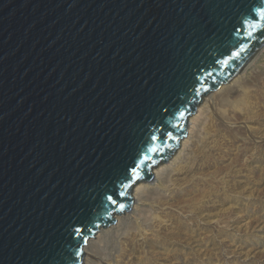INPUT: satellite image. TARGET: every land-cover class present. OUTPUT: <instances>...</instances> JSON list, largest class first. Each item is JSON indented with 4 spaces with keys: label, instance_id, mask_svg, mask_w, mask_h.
Here are the masks:
<instances>
[{
    "label": "water",
    "instance_id": "obj_1",
    "mask_svg": "<svg viewBox=\"0 0 264 264\" xmlns=\"http://www.w3.org/2000/svg\"><path fill=\"white\" fill-rule=\"evenodd\" d=\"M247 13L248 0H0V264H83L203 97L263 45L245 38L229 59ZM138 154L150 160L121 209L105 193Z\"/></svg>",
    "mask_w": 264,
    "mask_h": 264
},
{
    "label": "rangeland",
    "instance_id": "obj_2",
    "mask_svg": "<svg viewBox=\"0 0 264 264\" xmlns=\"http://www.w3.org/2000/svg\"><path fill=\"white\" fill-rule=\"evenodd\" d=\"M233 80L197 105L200 138L180 172L147 181L83 264H264V43Z\"/></svg>",
    "mask_w": 264,
    "mask_h": 264
},
{
    "label": "snow or ice",
    "instance_id": "obj_3",
    "mask_svg": "<svg viewBox=\"0 0 264 264\" xmlns=\"http://www.w3.org/2000/svg\"><path fill=\"white\" fill-rule=\"evenodd\" d=\"M259 33V37L256 34ZM233 35L240 37L238 40L239 49L232 53L229 52V59L232 56L238 57L240 52H243L247 49V44L244 43L245 38L253 39V38H260L264 37V0H261L260 3H256V0H248V13L242 20L239 27H237ZM228 60H217L216 63H223L225 65L228 64ZM200 69L197 70L195 75V80L199 81V73ZM167 111V109H164ZM150 139L155 140L158 139L156 136H150ZM158 149L155 148H148V152H155ZM150 160V157L147 154H140L133 160V162L125 169V176L122 181L118 182L117 187L113 192H106L105 199L110 202L112 205H118L121 209L123 208L122 204H119V197L126 195L125 192H121L120 188H131L133 184L140 179V171L141 169L147 164ZM115 197V198H114ZM87 231V229L82 228H74L73 229V236L77 233L83 235V233ZM86 243V241H84Z\"/></svg>",
    "mask_w": 264,
    "mask_h": 264
},
{
    "label": "bare ground",
    "instance_id": "obj_4",
    "mask_svg": "<svg viewBox=\"0 0 264 264\" xmlns=\"http://www.w3.org/2000/svg\"><path fill=\"white\" fill-rule=\"evenodd\" d=\"M235 80V78H234ZM231 81L229 82L228 84L226 83L225 85L223 84L221 87H220V92H222L224 89H231L232 88H236V83L238 82H234ZM219 89V88H218ZM222 90V91H221ZM229 90V91H231ZM219 91V90H218ZM234 91V90H233ZM232 91V92H233ZM205 106H201L199 109V112L194 114V115H191L189 117V121H190V124L187 128V133L186 136L181 140V148L177 151V153L174 154V156L169 160V163L170 165H167V163H164V162H161L159 163L157 166H155L153 168V175L154 177L153 178H156L157 180L161 179L160 177L162 176V173L164 172L165 168L167 167H171L172 169L175 170V172H180L178 171V166H179V162H181L183 159H185V157L187 158V155L190 154V150L192 148V146H194V144L197 142V139L196 137L198 138V131L200 128L199 127V122H200V117L201 115L205 112ZM209 109V108H208ZM207 110V109H206ZM208 111V110H207ZM209 114V113H208ZM205 115V114H204ZM203 115V116H204ZM202 120H203V117H202ZM202 122V121H201ZM201 126V125H200ZM201 130V129H200ZM200 138V137H199ZM198 138V139H199ZM196 141V142H195ZM199 141V140H198ZM199 143V142H198ZM192 152V151H191ZM189 156V155H188ZM189 159V158H188ZM185 164V163H184ZM168 169V168H167ZM166 171V170H165ZM168 171V170H167ZM171 171V170H170ZM173 172V170H172ZM176 172V173H177ZM174 173V172H173ZM172 174V173H171ZM178 174V173H177ZM175 175V174H174ZM173 176V174H172ZM161 182V180H160ZM150 186V183L147 182V181H140L138 183H136L134 186H133V190H132V195L134 198H137L136 200H138V195H140V193H143V195L146 193L144 190H146L148 187ZM153 188V187H152ZM155 188V187H154ZM144 191V192H143ZM148 191V189H147ZM142 195V194H141ZM138 202V201H137ZM141 202V200H140ZM144 202V199L142 200V203ZM122 215L123 214H119L117 215L119 217V219L122 218ZM102 235V234H101ZM92 238H90L87 242V245L85 246V250L87 251V249H90V245L92 243ZM89 256V255H88ZM89 257L87 258V261H89ZM91 262V260L89 261ZM88 264V263H86Z\"/></svg>",
    "mask_w": 264,
    "mask_h": 264
}]
</instances>
